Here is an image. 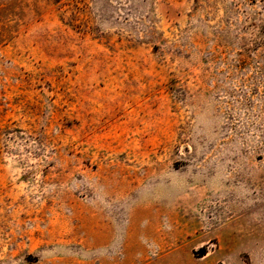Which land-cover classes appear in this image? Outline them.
Masks as SVG:
<instances>
[{"label": "rangeland", "instance_id": "obj_1", "mask_svg": "<svg viewBox=\"0 0 264 264\" xmlns=\"http://www.w3.org/2000/svg\"><path fill=\"white\" fill-rule=\"evenodd\" d=\"M263 248L264 0H0V264Z\"/></svg>", "mask_w": 264, "mask_h": 264}, {"label": "crops", "instance_id": "obj_2", "mask_svg": "<svg viewBox=\"0 0 264 264\" xmlns=\"http://www.w3.org/2000/svg\"><path fill=\"white\" fill-rule=\"evenodd\" d=\"M247 264H264V248L252 254Z\"/></svg>", "mask_w": 264, "mask_h": 264}]
</instances>
